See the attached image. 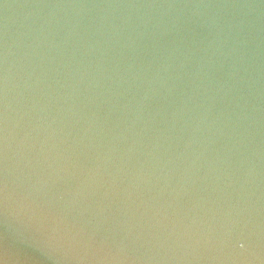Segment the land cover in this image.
Listing matches in <instances>:
<instances>
[{"label":"water","instance_id":"water-1","mask_svg":"<svg viewBox=\"0 0 264 264\" xmlns=\"http://www.w3.org/2000/svg\"><path fill=\"white\" fill-rule=\"evenodd\" d=\"M0 264H264V0H0Z\"/></svg>","mask_w":264,"mask_h":264}]
</instances>
